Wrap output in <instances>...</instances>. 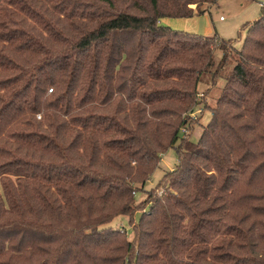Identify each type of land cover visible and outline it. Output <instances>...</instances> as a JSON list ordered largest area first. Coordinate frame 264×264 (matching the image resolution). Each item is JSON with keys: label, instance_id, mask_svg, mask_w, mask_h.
Returning <instances> with one entry per match:
<instances>
[{"label": "trees", "instance_id": "1", "mask_svg": "<svg viewBox=\"0 0 264 264\" xmlns=\"http://www.w3.org/2000/svg\"><path fill=\"white\" fill-rule=\"evenodd\" d=\"M217 1L0 0V264H264V6L240 49L160 24ZM143 205L133 241L107 226Z\"/></svg>", "mask_w": 264, "mask_h": 264}, {"label": "rangeland", "instance_id": "2", "mask_svg": "<svg viewBox=\"0 0 264 264\" xmlns=\"http://www.w3.org/2000/svg\"><path fill=\"white\" fill-rule=\"evenodd\" d=\"M84 3L89 4L92 3L91 0H82ZM167 6L170 5L169 2H165ZM264 6V0H218L213 4H202L198 7L196 5L189 6L190 9L195 10L196 8L198 11H205L203 15L195 16L189 19H181V18H162L160 19V24L162 26H166L173 31L177 32H185L190 34H196L198 36L203 37H211L217 35L219 39L222 40H233L234 46L240 49L241 45L243 44L244 39L247 36V28L246 26L253 21L259 19L261 15L262 7ZM93 7L96 9V5L94 3L90 4L87 8L88 10H93ZM14 9V7H13ZM54 18L52 19L48 14H42L41 18L46 20L48 23H52L55 25L56 30L59 27L63 28L64 34H68L67 25L66 23H72L75 27H81L82 25L78 22V19L69 20L67 19V15L64 13H60L59 11H54ZM16 17L20 18L18 14H15ZM13 18V16H12ZM12 19L15 21V19ZM55 18H58V21ZM18 21V20H16ZM75 21L76 23H74ZM25 26L24 24H21ZM19 26V24H18ZM14 27V26H11ZM31 34H41L43 36L46 33H42L41 29H35L34 31L29 30ZM71 40V39H70ZM77 40H71L70 43ZM129 41V40H128ZM3 45L0 44V48ZM5 55L8 54L7 51H4ZM12 57L10 54H8ZM219 54L216 53V58H218ZM14 63L19 65V69H23V61L17 56L14 55L13 57ZM22 59L24 56L21 57ZM232 65H230L226 69V73L230 71ZM15 74H19V70H15ZM224 72V73H225ZM14 74V75H15ZM223 79L216 80L214 86L208 82L206 79L203 84L201 85L199 92L204 93L207 89L209 93L205 95L203 98V102L209 104L210 106H214L215 98L217 96L218 91L223 86ZM200 100V97H199ZM211 113L206 110H202V105L194 108L193 113H189L188 116V130L190 127V131L184 130L185 132L180 133V137L184 135H190V141L196 143L201 135L202 129L207 125L209 121ZM177 164V154L175 150L169 149L166 152L160 154V162L158 164V168L154 171L152 176L149 180L143 185H138V191L133 194V198L136 203L142 202L146 199L147 192L154 189L155 186L158 184L162 176L170 171H172ZM161 191V190H160ZM161 192H158L160 194ZM144 205L141 207L139 212H136L133 218L131 219L128 216H118L115 217L107 226H110L114 230H119L121 233H125V237L127 241H133L134 232H133V223L137 222L140 213L144 210ZM132 222V223H131ZM106 226V227H107Z\"/></svg>", "mask_w": 264, "mask_h": 264}, {"label": "built area", "instance_id": "3", "mask_svg": "<svg viewBox=\"0 0 264 264\" xmlns=\"http://www.w3.org/2000/svg\"><path fill=\"white\" fill-rule=\"evenodd\" d=\"M183 132H185V131L183 130Z\"/></svg>", "mask_w": 264, "mask_h": 264}]
</instances>
